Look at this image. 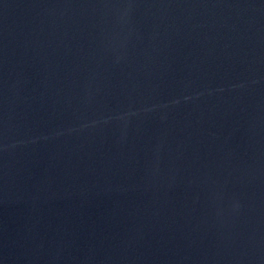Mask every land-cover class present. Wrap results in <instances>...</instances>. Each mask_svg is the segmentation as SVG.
<instances>
[{
	"label": "water",
	"instance_id": "obj_1",
	"mask_svg": "<svg viewBox=\"0 0 264 264\" xmlns=\"http://www.w3.org/2000/svg\"><path fill=\"white\" fill-rule=\"evenodd\" d=\"M0 264H264V0H0Z\"/></svg>",
	"mask_w": 264,
	"mask_h": 264
}]
</instances>
